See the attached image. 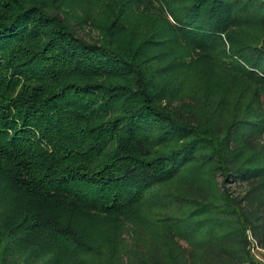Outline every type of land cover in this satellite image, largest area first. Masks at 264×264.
I'll use <instances>...</instances> for the list:
<instances>
[{"label":"trees","instance_id":"trees-1","mask_svg":"<svg viewBox=\"0 0 264 264\" xmlns=\"http://www.w3.org/2000/svg\"><path fill=\"white\" fill-rule=\"evenodd\" d=\"M260 248L264 0H0V264Z\"/></svg>","mask_w":264,"mask_h":264},{"label":"rangeland","instance_id":"rangeland-1","mask_svg":"<svg viewBox=\"0 0 264 264\" xmlns=\"http://www.w3.org/2000/svg\"><path fill=\"white\" fill-rule=\"evenodd\" d=\"M257 248H259V247H257ZM259 250L260 251H258V252H256V250H255L257 257H260L261 259H264V249L260 248Z\"/></svg>","mask_w":264,"mask_h":264}]
</instances>
